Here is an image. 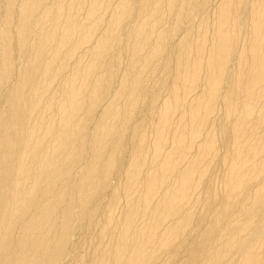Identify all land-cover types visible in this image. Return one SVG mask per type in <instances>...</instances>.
<instances>
[{
	"label": "bare ground",
	"instance_id": "obj_1",
	"mask_svg": "<svg viewBox=\"0 0 264 264\" xmlns=\"http://www.w3.org/2000/svg\"><path fill=\"white\" fill-rule=\"evenodd\" d=\"M0 264H264V0H0Z\"/></svg>",
	"mask_w": 264,
	"mask_h": 264
}]
</instances>
